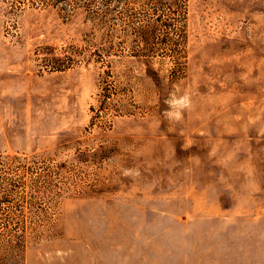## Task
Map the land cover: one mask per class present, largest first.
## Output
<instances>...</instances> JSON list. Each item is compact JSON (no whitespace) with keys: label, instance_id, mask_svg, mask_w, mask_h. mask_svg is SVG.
Listing matches in <instances>:
<instances>
[{"label":"rangeland","instance_id":"1","mask_svg":"<svg viewBox=\"0 0 264 264\" xmlns=\"http://www.w3.org/2000/svg\"><path fill=\"white\" fill-rule=\"evenodd\" d=\"M0 264H264V0H0Z\"/></svg>","mask_w":264,"mask_h":264}]
</instances>
